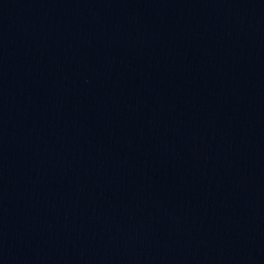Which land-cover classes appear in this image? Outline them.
I'll list each match as a JSON object with an SVG mask.
<instances>
[{"label":"water","instance_id":"1","mask_svg":"<svg viewBox=\"0 0 264 264\" xmlns=\"http://www.w3.org/2000/svg\"><path fill=\"white\" fill-rule=\"evenodd\" d=\"M0 264H264V0H0Z\"/></svg>","mask_w":264,"mask_h":264}]
</instances>
